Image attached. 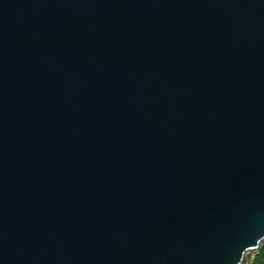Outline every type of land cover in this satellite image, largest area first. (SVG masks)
<instances>
[{"label":"water","instance_id":"1","mask_svg":"<svg viewBox=\"0 0 264 264\" xmlns=\"http://www.w3.org/2000/svg\"><path fill=\"white\" fill-rule=\"evenodd\" d=\"M263 243L264 0H0V264Z\"/></svg>","mask_w":264,"mask_h":264},{"label":"trees","instance_id":"2","mask_svg":"<svg viewBox=\"0 0 264 264\" xmlns=\"http://www.w3.org/2000/svg\"><path fill=\"white\" fill-rule=\"evenodd\" d=\"M249 257L252 259V264H264V243L259 252L251 253Z\"/></svg>","mask_w":264,"mask_h":264},{"label":"built area","instance_id":"3","mask_svg":"<svg viewBox=\"0 0 264 264\" xmlns=\"http://www.w3.org/2000/svg\"><path fill=\"white\" fill-rule=\"evenodd\" d=\"M247 264H252V259L249 257V261Z\"/></svg>","mask_w":264,"mask_h":264}]
</instances>
